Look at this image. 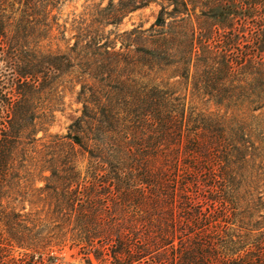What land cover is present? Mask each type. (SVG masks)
Listing matches in <instances>:
<instances>
[{
  "label": "trees",
  "instance_id": "1",
  "mask_svg": "<svg viewBox=\"0 0 264 264\" xmlns=\"http://www.w3.org/2000/svg\"><path fill=\"white\" fill-rule=\"evenodd\" d=\"M63 1L0 0V264L65 247L86 264H264V0H108L106 24L159 1L118 48L96 19L66 40ZM75 88L78 116L46 135ZM33 154L44 218L6 204Z\"/></svg>",
  "mask_w": 264,
  "mask_h": 264
},
{
  "label": "rangeland",
  "instance_id": "2",
  "mask_svg": "<svg viewBox=\"0 0 264 264\" xmlns=\"http://www.w3.org/2000/svg\"><path fill=\"white\" fill-rule=\"evenodd\" d=\"M108 0H65L63 1L57 10L60 23H66L68 27L67 38H70V42H73L76 38L73 35L78 33V28L84 26L87 23H90L91 20L96 19L99 22L106 24L105 19H101L98 15L99 9L104 7L107 4ZM116 1V0H115ZM160 1V0H159ZM159 1L151 2L150 4L135 9L134 11L128 13L122 17L116 24H106L104 28V37H109L110 41H117V48L121 44V39L115 36L117 33H120L124 30H130L133 27H139L141 29L148 28L153 22H155L156 16L159 11ZM84 23V24H82ZM97 24H93V28H96ZM102 27V26H99ZM93 35V33H91ZM87 39H89L87 37ZM58 45L62 48L65 46V41L58 40ZM76 90H68L65 92L64 102L58 107V110L55 112V118L48 130L46 135H55V134H65L68 125L78 116L81 104L77 99ZM32 132L30 137L33 141V149H37L41 137L44 133L39 130L38 119L34 120V125L31 128ZM34 158L30 159L28 162H24L23 169H29V174H22L19 178L13 180L15 183L16 191L10 196L6 197V204L12 209V211L21 214H30L40 216L44 218L46 211L51 210L52 206L49 209V201L45 200V192L41 193L38 190L39 187H43L46 181L40 177L39 174V165L37 163L36 155H32ZM6 219V218H5ZM46 222L50 223H74V218L65 219V218H45L43 219ZM3 224V220H1ZM4 248L7 247L5 246ZM12 248V249H11ZM8 247V253L10 257L15 259L21 258L25 251L17 246ZM5 249H0V253H7ZM6 251V252H5ZM54 256L57 259H49L48 255H43L41 262L36 264H86L80 255L76 254L74 250H69L65 247L62 252L54 253ZM35 258L31 252H28V255L25 258L23 264L32 263ZM93 264H96L95 262Z\"/></svg>",
  "mask_w": 264,
  "mask_h": 264
}]
</instances>
